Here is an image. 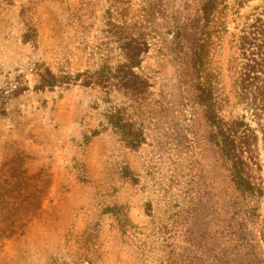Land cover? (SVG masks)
Wrapping results in <instances>:
<instances>
[{
    "label": "rangeland",
    "instance_id": "rangeland-1",
    "mask_svg": "<svg viewBox=\"0 0 264 264\" xmlns=\"http://www.w3.org/2000/svg\"><path fill=\"white\" fill-rule=\"evenodd\" d=\"M200 2L0 0V264H203L232 251L217 228L218 152L175 40ZM232 21L207 65L228 119L240 115Z\"/></svg>",
    "mask_w": 264,
    "mask_h": 264
},
{
    "label": "trees",
    "instance_id": "trees-1",
    "mask_svg": "<svg viewBox=\"0 0 264 264\" xmlns=\"http://www.w3.org/2000/svg\"><path fill=\"white\" fill-rule=\"evenodd\" d=\"M228 2L201 0L187 21L185 37L178 29L175 38L177 47L185 39L188 90L201 111L205 140L217 149L228 190L217 213V228L232 251L203 264H264V5L251 9L252 0H236L230 8ZM229 11L234 31L226 71L240 109L236 119L223 115L219 91L207 72L214 40L222 43L229 34Z\"/></svg>",
    "mask_w": 264,
    "mask_h": 264
}]
</instances>
